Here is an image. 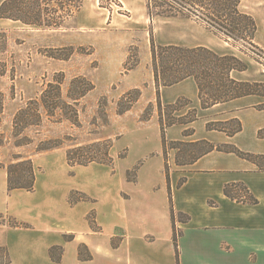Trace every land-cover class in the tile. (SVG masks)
<instances>
[{
	"label": "crops",
	"instance_id": "1",
	"mask_svg": "<svg viewBox=\"0 0 264 264\" xmlns=\"http://www.w3.org/2000/svg\"><path fill=\"white\" fill-rule=\"evenodd\" d=\"M192 24V32L186 23L168 24L166 34L156 37L158 44L205 47L216 54H225L216 37ZM256 24L255 40L263 27L262 23ZM138 68L139 65L135 70ZM142 86L144 90L136 104L144 101L156 106L152 69L142 83L129 84L119 95ZM180 98L189 100L190 105L175 116L181 117L194 109L197 119L166 128L168 142L207 141L264 156V139L257 136L264 128V110L255 108L263 102L260 97L246 96L202 109L192 78L159 88L162 105H172ZM156 109L148 121L141 123L153 132L154 140L148 141L147 133L140 135L141 144L147 148L134 159L143 160L134 182L125 179V169L117 174L112 172V167L97 163L70 167L64 154L62 164L35 173L33 192L8 193L6 173L0 170V255L3 256L0 260L4 259V264H176L170 213L173 208L189 218L185 223H174L181 232L177 242L179 264H264V171L232 153L215 150L191 164L177 166L176 150L169 149L166 155L168 189ZM130 112L117 117L124 119ZM230 120L239 121L242 128L231 137L206 129L207 123ZM186 130L192 132L184 135ZM126 135H121L110 149L113 170L128 161L129 155L118 159L115 149L117 141H127ZM126 145L122 143L123 147ZM50 152L38 153L35 157L43 159ZM35 157L30 158L32 164ZM131 166L132 162L126 169ZM180 180H184L181 185ZM231 184L245 186L258 203H236L226 198L223 188ZM72 191L83 193L92 202L70 204L68 196ZM90 213L94 214L98 232L87 221ZM14 221L28 227H12L9 223ZM65 236L73 239L66 241ZM79 246H84L90 260L79 259ZM52 247L61 248L58 262L49 256Z\"/></svg>",
	"mask_w": 264,
	"mask_h": 264
},
{
	"label": "rangeland",
	"instance_id": "2",
	"mask_svg": "<svg viewBox=\"0 0 264 264\" xmlns=\"http://www.w3.org/2000/svg\"><path fill=\"white\" fill-rule=\"evenodd\" d=\"M2 1L4 0H0V3ZM240 9L256 23H262L261 35L256 40L254 38L255 49H241L239 45L225 42L192 19L149 18L145 0H83L80 10L59 29H38L17 21L0 19V163L7 166L16 156L35 157L41 141L63 140V146L49 151V154L42 156L45 158L35 157L33 167L34 172L38 173L49 166L62 164L65 151L74 145L111 139L114 147L115 141L127 133L124 137L127 141L118 143V140L115 149L118 150V159L129 155L128 161L113 170L114 159L111 157L112 172L121 174L125 169V179L134 182L137 171L143 164V160L134 159L147 148L141 144L140 135L147 133L148 141L154 140L153 132L143 128L140 121L151 115L156 106L144 101L136 104V101L128 116L119 120L118 110L128 106L137 96L133 93L120 107L117 103L127 92L119 95L125 87L131 83H142L150 71V39L158 44L156 37L166 34L168 24L186 23L190 26L188 31L192 32V23H196L216 37L223 53L236 56L246 65L247 70L244 72L233 71L232 78L264 82V65L261 64L264 63V0H242ZM58 73L64 75L61 86L63 95L66 94L70 80L77 76L87 78L95 86L77 106L79 124L72 125L63 119L58 122L61 115L59 112L54 117L44 116L39 126L30 127L23 133L32 143L15 147L12 136L15 112L25 102L38 99L46 83L51 82ZM137 89L141 94L144 87ZM261 99L264 103V98ZM181 105V109H185L190 104ZM164 111L165 114H171L170 110ZM175 114L176 112L173 113L174 116ZM124 142L127 144L125 147L122 146ZM131 162L132 166L126 169ZM0 170L6 173L5 169ZM1 257L3 258L2 255ZM0 264H4V259L0 260Z\"/></svg>",
	"mask_w": 264,
	"mask_h": 264
},
{
	"label": "trees",
	"instance_id": "3",
	"mask_svg": "<svg viewBox=\"0 0 264 264\" xmlns=\"http://www.w3.org/2000/svg\"><path fill=\"white\" fill-rule=\"evenodd\" d=\"M83 0H4L0 3V19L12 20L24 26L38 29H59L73 14L82 7ZM242 0H145L146 13L149 18H187L203 26L207 31L216 35L225 42L232 45H239L241 49L257 48L254 38L257 32L255 20L248 14L241 11ZM151 69L156 87V108L158 123L161 135L163 156L165 158L164 172L169 189V167L166 162L167 150H176L175 164L184 166L193 163L199 157L211 152L221 151L232 153L239 158L245 159L257 165L259 170L264 171V156L244 153L232 145H215L207 141L194 143L168 142L165 138L166 128L172 125H186L197 119L196 111L190 110L183 117H175L174 112L190 104L185 98L178 99L172 105H162L159 99V88L172 86L187 78H192L198 89V98L202 109L209 108L219 103H225L234 99L246 96H258L264 98V82L240 81L231 77V72H244L247 67L236 56L231 54L218 55L205 48H186L174 45H158L150 39ZM258 61V60H257ZM261 63L260 61H258ZM264 65V63H261ZM130 70V69H129ZM64 75L55 74L52 81L46 83L38 99H32L17 109L12 119V136L14 146L24 147L32 141L23 136L26 129L39 126L43 117H54L61 114L60 120L78 125L77 106L80 101L95 89L94 84L83 76H77L70 80L66 94H62ZM133 93L136 99L130 101L128 106L118 110L121 115L130 110L132 104L140 96L139 89H133L124 93L117 106L129 98ZM170 110L171 114H165L164 110ZM258 110H264V103L257 106ZM1 114V108H0ZM151 115H148L140 122H146ZM226 123H207V130H215L225 133L231 137L241 131V124L237 120H230ZM233 123V125H231ZM229 125V127H227ZM191 130L184 131V135L190 134ZM258 138L264 139V128L257 133ZM1 145V144H0ZM63 146V140L49 139L41 141L36 149V154L59 149ZM112 140L106 139L91 142L87 145H74L65 151L67 165L87 166L97 163L112 167L113 159L110 156ZM181 148H185L181 150ZM123 157V155H119ZM6 171L7 192L22 190L33 192L35 184V172L30 158L16 156L7 165L0 163V169ZM135 173V171H134ZM133 173V176H134ZM134 179V178H133ZM184 180H180L179 185ZM226 198L236 202L249 205H256L257 199L241 184L226 185L223 188ZM171 200V198H170ZM92 201L80 192L72 191L68 196V202ZM172 219V243L175 251L176 264L178 263L177 242L181 232L175 228V221L185 223L189 219L182 213H176L173 208L170 210ZM177 217V218H176ZM87 221L93 231L98 232L94 222V214L87 216ZM12 227H24L26 224L17 222L9 223ZM66 241L73 239V236H65ZM112 246H115L112 239ZM84 246H79L78 257L80 260H90L91 256L85 254ZM61 248L52 247L49 249L50 258L58 262Z\"/></svg>",
	"mask_w": 264,
	"mask_h": 264
}]
</instances>
